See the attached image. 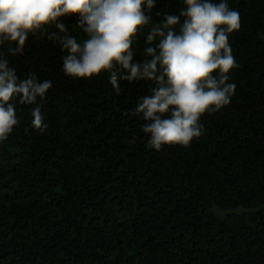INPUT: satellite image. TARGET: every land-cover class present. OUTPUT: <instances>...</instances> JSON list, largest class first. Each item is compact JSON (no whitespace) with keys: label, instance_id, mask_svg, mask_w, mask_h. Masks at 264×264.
<instances>
[{"label":"trees","instance_id":"16d2710c","mask_svg":"<svg viewBox=\"0 0 264 264\" xmlns=\"http://www.w3.org/2000/svg\"><path fill=\"white\" fill-rule=\"evenodd\" d=\"M227 2L241 22L229 35L236 93L188 147L148 148L131 110L154 84L121 81L117 93L108 73L66 76L54 25L23 53L0 47L21 79L53 84L38 101L46 131L17 101L0 144V264H264V0ZM182 8L157 0L152 24ZM59 19L83 41L79 14ZM146 35L134 41L138 60Z\"/></svg>","mask_w":264,"mask_h":264},{"label":"clouds","instance_id":"9594fccd","mask_svg":"<svg viewBox=\"0 0 264 264\" xmlns=\"http://www.w3.org/2000/svg\"><path fill=\"white\" fill-rule=\"evenodd\" d=\"M157 0H0V47L13 56L23 53L29 36L53 33L62 52V69L73 79H93L108 73V83L119 93L121 81L149 82L151 94L141 97L131 115L146 123L142 131L147 146L161 151L164 146L188 147L204 131L205 114L228 106L237 85L230 72L238 67L229 35L241 28L240 15L227 0H182L180 15H166L152 24L150 15ZM79 14V41L59 18ZM181 16L185 19L181 23ZM178 26V27H177ZM147 29L143 59H136L134 41ZM53 87L37 75L21 79L0 51V144L9 139L17 125V101L33 105L32 127L47 129L43 101Z\"/></svg>","mask_w":264,"mask_h":264}]
</instances>
